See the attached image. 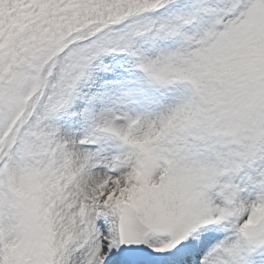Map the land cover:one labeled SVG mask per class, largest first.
<instances>
[{"label":"snow or ice","instance_id":"6c2138e0","mask_svg":"<svg viewBox=\"0 0 264 264\" xmlns=\"http://www.w3.org/2000/svg\"><path fill=\"white\" fill-rule=\"evenodd\" d=\"M0 264H264V0H0Z\"/></svg>","mask_w":264,"mask_h":264}]
</instances>
